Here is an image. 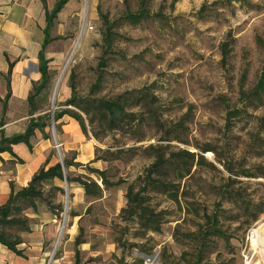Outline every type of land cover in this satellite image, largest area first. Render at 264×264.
<instances>
[{"label": "rangeland", "instance_id": "1", "mask_svg": "<svg viewBox=\"0 0 264 264\" xmlns=\"http://www.w3.org/2000/svg\"><path fill=\"white\" fill-rule=\"evenodd\" d=\"M72 3L75 12L51 28L53 41L45 51L50 83L39 105L49 110L55 100L56 110L69 99L74 72L82 97L111 98L148 88L158 98L159 124L149 122L128 135L106 133L96 125L92 130L86 121L88 135L78 150L58 148L52 155L59 161L76 158L83 165L72 167L71 177L98 181L85 167L91 161L85 147L101 158L121 150V159L91 165L107 171L113 186L106 188L99 181L103 195L96 199L77 183L54 180L43 185L51 207L39 201L36 210L18 214L27 220L29 231L14 227L7 232L21 239L23 256L1 247L0 264H246L247 256V262L264 264V244H253L254 233L264 224V214H259L264 209V98L254 102L248 97L264 72V0H150L156 16L140 25L122 18L129 10L136 12L140 0ZM104 16L117 24L122 36L117 50L126 59L108 54L102 87L90 95L102 56ZM225 43L230 46L226 60ZM236 109L239 116L229 117ZM180 123L171 141H159ZM55 125L51 113L45 131L54 143L62 131L61 124L58 130ZM138 137L144 140L137 142ZM159 143L170 152L203 155L205 164L196 161L190 175L178 181L180 203L151 194L150 206L164 212L165 219L160 233L138 237V222L127 220L123 212L128 187L138 188L152 164L143 149ZM206 149L212 151L203 153ZM79 154L83 162L77 161ZM60 204L64 211L56 208L57 216L51 208ZM214 214L219 215L220 235L208 236L201 252L198 237L191 235L209 230L207 215Z\"/></svg>", "mask_w": 264, "mask_h": 264}, {"label": "trees", "instance_id": "2", "mask_svg": "<svg viewBox=\"0 0 264 264\" xmlns=\"http://www.w3.org/2000/svg\"><path fill=\"white\" fill-rule=\"evenodd\" d=\"M70 0H59L52 12H47V28L45 29L46 40L43 44V49L39 56V72L41 74V81L38 85L34 86L33 93L29 97V105L31 108V115L40 114L36 117H32L28 123L26 133L24 135L16 136L12 139L2 138L0 142V154L7 151H12L11 146L18 143L29 144L30 139L34 136L37 130L45 132L50 126L51 109L44 110L39 105L38 98L42 95V92L48 88L50 83L49 74V60L45 57V51L48 45L53 41L50 38V30L53 26L54 20L58 13L64 8V6ZM154 15L150 9V0H140L139 8L136 12L127 11L122 17L125 22L131 25H140L148 22ZM103 46L102 56L98 64V73L96 83L93 84L90 95H93L102 87L103 80L106 77L104 71L108 66L109 59L108 54H120L122 59L125 60L126 56L117 50V42L122 38L121 34L117 31V24L112 22L108 16L103 17ZM229 43H225L222 46L223 59L226 60L230 54ZM9 86V84H8ZM71 97L65 102L57 104L54 112L55 127L58 130V121L63 117L68 116L75 120L83 134L88 135L86 121L89 126L102 127L106 133L109 132H121L124 134H132L141 128L144 124L153 122L159 124L157 118V103L158 98L155 94L151 93L148 88L135 89L131 91H125L114 95L111 98H90L82 97L78 93L75 73L71 74ZM10 88L8 89V98L10 97ZM251 101H262L264 98V72L261 75L256 88L248 94ZM58 107H64L58 109ZM7 111V105H3V115L5 116ZM241 113L236 109L230 111L229 117H238ZM1 123H4L2 119ZM182 124L171 127L165 134L166 136L159 140L160 142L171 141L173 134ZM93 133V131H92ZM95 139H100V136L95 131L93 133ZM45 138L50 139V136L45 135ZM143 138H136L137 142H142ZM131 152H137L134 148L130 149ZM143 151L153 158L152 164L146 169V174L141 179V184L137 188V185H130L127 193V208L123 211L128 216L127 220H136L142 230L139 232L138 237H144L147 232L160 233L163 220L165 219L164 212H157L153 209L149 201L151 194H160L167 196L171 201L180 203V197H182L181 189L178 181L185 180L191 173L193 164L197 161V165L202 166L205 164V158L203 155L196 156L187 150H180L178 152H170L163 144H151L145 147ZM212 150L206 149L203 153L210 152ZM109 157L101 158L95 151V159L85 166L92 174L98 177V181L94 179H88L84 176L71 177L69 170L72 167L83 166L75 162L76 158L68 159L64 158L62 162H58L55 166L48 170L42 169L39 173L34 175L30 180L29 185L22 190L16 191L12 185V192L7 204L0 206V245L7 248L10 252L17 256H23L22 250L18 247L22 244L21 239L16 238L8 234L7 229L14 227H21L25 231H29V226L26 219H21L18 214L22 213L25 209H34L38 207V202H46L50 207V201L45 197L42 186L49 184L54 180L64 181L67 183L79 184L85 191V195L91 198H101L103 195V189L99 184V181L106 188L113 186V183L109 180L107 171H102L97 168L91 167L92 164L99 161H109L112 159H121V150L114 152H107ZM212 166V165H211ZM65 169V170H64ZM67 170V174H66ZM115 185V184H114ZM118 185V183H116ZM60 192L63 189L56 187ZM261 206V205H259ZM56 208L63 212V205L51 208L53 213L57 215ZM259 214H264V209L259 211ZM58 216V215H57ZM257 219L258 217L255 216ZM209 230L195 234L191 236L198 237V243L203 252L206 247L208 236H219L220 229H218V223L220 222L219 215L213 216L207 215ZM80 243V242H79ZM81 244V243H80Z\"/></svg>", "mask_w": 264, "mask_h": 264}, {"label": "crops", "instance_id": "3", "mask_svg": "<svg viewBox=\"0 0 264 264\" xmlns=\"http://www.w3.org/2000/svg\"><path fill=\"white\" fill-rule=\"evenodd\" d=\"M58 1L0 0V142L2 138L12 139L24 135L30 119L40 115H31L28 100L33 85L41 81L39 56L46 40L47 12H52ZM73 1L70 0L64 6L54 23L75 12ZM45 57L48 59L46 52ZM9 88L11 94L8 98ZM4 103L7 105L5 116ZM64 118L58 121L62 131L57 143L66 152L77 151L86 136L75 120ZM45 133L48 134L47 131ZM45 135L43 137L42 132L37 130L29 144L12 145V151L0 154V206L7 204L12 185L16 191L22 190L43 168L48 170L60 162L52 155L58 149L56 142L45 138ZM85 151L88 159L93 161L96 157L94 149L86 146ZM77 161L83 162L81 154Z\"/></svg>", "mask_w": 264, "mask_h": 264}, {"label": "bare ground", "instance_id": "4", "mask_svg": "<svg viewBox=\"0 0 264 264\" xmlns=\"http://www.w3.org/2000/svg\"><path fill=\"white\" fill-rule=\"evenodd\" d=\"M64 75V74H63ZM60 82L62 81L61 79L58 80ZM57 90H55V96H56ZM253 244L257 248H261V245L264 244V224L255 232V236H253ZM263 248V246H262Z\"/></svg>", "mask_w": 264, "mask_h": 264}, {"label": "water", "instance_id": "5", "mask_svg": "<svg viewBox=\"0 0 264 264\" xmlns=\"http://www.w3.org/2000/svg\"><path fill=\"white\" fill-rule=\"evenodd\" d=\"M58 86H59V84L56 86V90H57ZM54 98H55V93H54ZM54 105H55V100H54V103H53V107L50 110V112L52 113V123H53V126H54V112H55V106ZM56 147L59 148V145H58L57 142H56ZM60 162H62V160ZM65 181L67 182L66 178H65Z\"/></svg>", "mask_w": 264, "mask_h": 264}, {"label": "built area", "instance_id": "6", "mask_svg": "<svg viewBox=\"0 0 264 264\" xmlns=\"http://www.w3.org/2000/svg\"><path fill=\"white\" fill-rule=\"evenodd\" d=\"M254 236H255V233H254ZM249 256L246 257V264H252V260H250V262H247V260H249Z\"/></svg>", "mask_w": 264, "mask_h": 264}]
</instances>
